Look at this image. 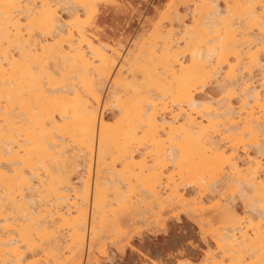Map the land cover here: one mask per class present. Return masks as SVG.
I'll return each instance as SVG.
<instances>
[{"label": "bare ground", "instance_id": "bare-ground-1", "mask_svg": "<svg viewBox=\"0 0 264 264\" xmlns=\"http://www.w3.org/2000/svg\"><path fill=\"white\" fill-rule=\"evenodd\" d=\"M105 6L134 12L0 0V264L110 262L180 214L213 249L173 264H264V0H168L128 39Z\"/></svg>", "mask_w": 264, "mask_h": 264}, {"label": "rangeland", "instance_id": "rangeland-1", "mask_svg": "<svg viewBox=\"0 0 264 264\" xmlns=\"http://www.w3.org/2000/svg\"><path fill=\"white\" fill-rule=\"evenodd\" d=\"M130 6L134 7V12L131 14L116 12L109 6H105L103 11L105 12L106 23L104 29L108 33L109 37H121L128 39L135 31H138L142 26L143 16H149L155 8L163 9L168 4V0H125ZM185 11V12H184ZM182 20L184 22L190 21V15L188 11L183 9ZM189 20V21H188ZM111 32V33H110ZM212 91V90H210ZM214 93V89H213ZM235 104V99L233 100ZM114 108H104L102 111V118L111 124L112 121L117 119V113ZM112 120V121H111ZM91 174L94 171V163H89ZM71 177L73 175L71 174ZM91 188L87 194L90 196ZM90 199V197H89ZM237 208L241 206V203L236 201ZM89 213V208L87 209ZM122 216V217H121ZM127 213L121 214L119 218H126ZM153 219V218H152ZM123 227L119 226L120 232L124 236H128L126 240H132V249L126 246L124 254L114 253V258L110 262H99L91 264H148V263H160V264H173L175 261H183L187 258H193L200 260L207 247L213 249V244L209 238L204 237L200 230H198L197 224L191 220L185 214H180L178 221L170 220L167 224V230L165 233L146 232L142 229V237L137 238L133 236L128 229L123 230ZM124 231V232H123ZM126 234V235H125ZM134 238H133V237ZM131 237V238H130ZM205 241V242H204ZM108 242V241H106ZM126 244V241L121 243ZM184 257V258H183ZM77 264H85L86 257L85 252L76 259Z\"/></svg>", "mask_w": 264, "mask_h": 264}]
</instances>
